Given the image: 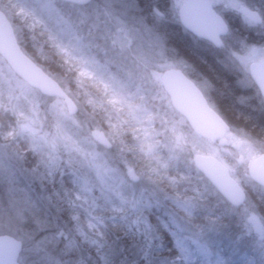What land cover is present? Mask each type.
I'll use <instances>...</instances> for the list:
<instances>
[{
  "label": "trees",
  "instance_id": "1",
  "mask_svg": "<svg viewBox=\"0 0 264 264\" xmlns=\"http://www.w3.org/2000/svg\"><path fill=\"white\" fill-rule=\"evenodd\" d=\"M53 1L55 8L49 11V4L42 0H0V4L8 7L6 10L12 24L23 26L20 39H17L22 50L46 72L68 77L71 91L74 92L76 83H79L73 77L78 70L74 64L69 63L73 62L74 58L66 57V48L74 40L72 32L61 22L62 17H66L65 14H69L71 10L67 7L74 5L59 0ZM246 1L250 7H254L258 2ZM35 14L39 15L40 20ZM147 24L156 27L164 53L176 58L178 62L181 61V65L192 66L186 73L194 81L207 86L210 105L228 124L230 131L242 133L260 143L261 153H264V101L257 88L252 85L245 91L241 90L233 76L220 68L217 55L211 51L214 48L195 38L181 26L170 10L168 0H163V16ZM235 31L242 32V35L248 32L240 24H229V34ZM76 37L80 38L78 48H81L83 54H87L86 51L95 52L93 49L83 50L82 48L89 44L80 35ZM81 40L85 42L82 47ZM89 47L93 48L91 45ZM96 55L98 56V53ZM99 57L101 56H98L99 64L89 90L84 81L80 85L85 92H90L91 87L95 86L92 91L96 93L94 89L98 88L99 93L93 96L100 100L92 102L95 105L91 103L89 110L102 125L104 124L101 127L108 130L121 121L107 109V101L115 102V98L108 94L110 88L114 86L113 89L124 93L131 92L134 85L130 81L131 84H127L123 70L121 67L118 69L117 63H110L109 60ZM1 62L4 63L2 59ZM109 79L120 84L115 86ZM3 89L0 85L2 96L5 94ZM75 91L78 95L79 92ZM72 94L68 93L71 98ZM40 96L47 100L52 99ZM78 98H82L81 94ZM98 102L100 104H97ZM74 115L77 116L78 112ZM176 116L180 117L186 129L191 131L178 113ZM0 120L2 127H5L7 121L1 114ZM88 124H94L93 120H88ZM61 127L65 133L72 136L73 141H80L82 132L78 126L65 120L62 121ZM125 128L126 125L122 123L118 140L121 144V155L115 153L114 145L110 148L102 147V155L96 157L93 164L90 157L84 159L75 150L71 154L63 151L62 159L53 164L44 158L45 155L39 147L32 149L27 145L26 149H19L23 164L41 177L43 193L39 191L40 196L46 201L53 215L45 226L50 227V232L57 236V240L47 245L45 250L41 249L39 255L45 252L52 264L264 263L259 253L249 249L243 243V238L236 234L239 229L236 224L239 221L236 222L232 211L234 208H224L222 205L220 207L219 201H216L211 214L216 225L206 227L211 235L206 241L209 244L210 258H191L187 254L183 256L177 244L179 232L171 220V213H177V210L173 207L171 212L165 208L167 205L177 206L192 188H200L199 180L204 178L190 161V156L183 155L178 149L174 151L164 135L163 140L158 136L155 140L142 141L134 138ZM1 134L3 131L0 127V136ZM86 148L88 153L94 151L90 145ZM99 148L97 146L95 150L100 151ZM126 162L140 173L137 182L131 183L125 175ZM229 168L235 177L236 171ZM243 187L247 198L242 207L249 199L252 200L255 213L264 223V189L254 181L252 186ZM136 200L139 203H136ZM158 203H163V206ZM192 221L193 231L197 230V233L203 235L204 222L197 216ZM22 250L23 245L20 253ZM39 255L36 253L34 261L37 262L32 264H40L39 258H46ZM26 260L20 264H24Z\"/></svg>",
  "mask_w": 264,
  "mask_h": 264
},
{
  "label": "rangeland",
  "instance_id": "2",
  "mask_svg": "<svg viewBox=\"0 0 264 264\" xmlns=\"http://www.w3.org/2000/svg\"><path fill=\"white\" fill-rule=\"evenodd\" d=\"M42 1L49 4L48 11L55 8L53 0ZM168 1L170 10L177 17V9L184 0ZM209 1L222 14L231 11L239 14L244 24V26L242 25L243 29L246 28L248 31L245 35H242L240 31L229 34L224 38L222 48L214 51L220 65L229 66L237 72L238 86L245 91L252 87V81L249 77L250 66L264 58V0H258L257 5L254 6L258 11L262 10L263 21L259 26L254 20L241 14V8L248 4L246 0ZM156 2L157 0H92L88 5L67 7L71 9L70 15L67 12L66 17L63 16L61 22L72 32V39L74 40L68 45L67 50L64 49L68 52L67 58H74L73 62L70 61L69 63L74 64L80 74L81 81L86 83L85 86L88 87V90L99 64L98 56H101L100 59L109 60L110 63H117L118 69L121 67L123 70L127 84L132 83L134 86L131 92L126 91L124 93L113 89L114 86H112L108 93L111 97L115 98L112 94L122 96L131 102L132 107L142 104L145 100L149 101L148 104L143 105L145 117L163 116L165 121L163 135L174 151L178 149L183 155L190 156L191 162L192 156L196 153L215 156L226 166L236 171L235 179L242 187L252 186L253 179L247 171L245 172V169L248 168L252 159L262 152L260 143L236 131L225 132L215 142L201 139L186 129L183 120L176 116L170 106L162 89L161 71L181 65L182 62H178L176 58L163 52V43L156 27L147 24L163 15V1L158 7H155ZM6 7L4 4H0V9L10 20ZM35 15L37 16V14ZM38 16L37 19L40 20ZM13 27L17 39H20L23 26L15 23ZM249 27L255 28L251 30L250 34ZM75 34L80 35L89 46L93 47L84 46L83 50L93 49L95 52L88 53L86 51L87 54H83L81 48H78L79 37H76ZM85 42L80 41L81 47L85 45ZM48 74L66 92L69 94L76 93L72 94V98L77 107V116L67 112L61 99L47 100L42 98L36 90L15 76L7 64L1 62L0 58V85L4 88L5 93L3 96L0 95V114L7 121L5 127H2L0 120V127L3 131L0 136V233L10 234L21 242L24 250L20 253L19 260L21 262L27 259L26 264L37 262L34 261L36 253L39 255L41 249L45 250L47 245L53 244L57 240V236L50 232V227L45 226L52 213L46 201L40 196V192L43 193L41 177L35 175L23 164L22 153L18 152L19 149H26L27 145L32 149L39 147L45 155L44 158L53 164L62 159L63 151L71 154L75 150L84 159L90 157L93 164L96 157L101 156L103 152L102 147L104 146L97 142V134L103 131L111 146H115V153L121 155V144L118 140L120 138V126L123 122L119 121L111 129H103L101 126L104 124L102 125L89 110L92 102L100 100V98L93 96V94L99 93L98 88L94 89L96 93L92 91L95 86L91 87L90 92H85L80 83H76L73 92L68 77ZM109 81L115 86L120 84L114 83L110 79ZM104 86L107 87L108 85ZM204 87L206 88L205 85ZM75 90L81 94V99L78 98L79 94L77 95ZM107 103V109L115 115L109 106L111 102L107 101ZM92 105L95 104L92 103ZM102 111L101 109V113H103ZM65 120L71 125L78 126L81 130L82 135L77 143L61 127L62 121ZM88 120L89 122L93 120L94 124L89 125ZM156 128L159 130L160 125L157 124ZM163 135H160L162 140ZM88 145L94 151L88 153L86 151ZM97 146L100 147V151L95 150ZM124 168L127 177L130 174L140 177V173L132 169L128 162L124 164ZM129 181L133 183L131 180ZM199 181L200 188H192L187 193L188 196L182 198L177 206L167 205L164 208L171 211L170 209L175 207L177 210V213H171L173 216L171 220L179 232L177 244L182 250V255L187 254L191 258L209 259V244L206 241L211 235L210 230L207 231L206 227L216 225L214 216H211L213 208L216 201H219L220 207L222 205L224 208H229L231 205L226 203V200L207 181L204 179ZM136 203L139 201L136 200ZM158 205L162 207L163 203H158ZM242 205L239 207L232 206L236 222L239 221L236 224L239 228L236 234L243 238V243L249 249L258 252L261 259L264 260V233L261 237L256 235L254 223L248 218L250 216L255 217L263 228V232L264 223L255 213V204L252 200L249 199L244 207ZM132 212L136 211L132 210ZM196 216L204 222L203 235L197 233V230L194 232L191 227L193 225L192 220ZM39 256L46 257L45 252ZM39 262L40 264L53 263L47 257L45 259L39 258Z\"/></svg>",
  "mask_w": 264,
  "mask_h": 264
},
{
  "label": "water",
  "instance_id": "3",
  "mask_svg": "<svg viewBox=\"0 0 264 264\" xmlns=\"http://www.w3.org/2000/svg\"><path fill=\"white\" fill-rule=\"evenodd\" d=\"M77 5L88 4L91 0H61ZM244 14L259 17L256 11L244 7ZM181 25L194 36L209 41L215 47L222 44L228 27L223 18L215 11L208 0H185L178 9ZM259 19V18H258ZM0 56L14 74L42 95L57 97L63 100L69 114H75L77 107L71 97L59 83L48 75L40 66L30 59L20 48L12 25L3 11L0 10ZM250 76L260 95L264 99V59L251 68ZM161 84L170 104L185 118L193 132L203 139L214 142L216 138L229 129L221 116L209 106L203 93L196 84L178 68H168L161 74ZM97 142L109 148L110 141L103 131L97 134ZM192 162L197 170L209 181L218 193L232 206H241L246 193L241 185L230 175L229 169L216 157L196 153ZM248 172L254 181L264 188V154L252 159ZM131 181L138 180L137 175L130 174ZM254 223L258 236L263 233L255 217ZM21 242L9 234H0V264H19Z\"/></svg>",
  "mask_w": 264,
  "mask_h": 264
},
{
  "label": "clouds",
  "instance_id": "4",
  "mask_svg": "<svg viewBox=\"0 0 264 264\" xmlns=\"http://www.w3.org/2000/svg\"><path fill=\"white\" fill-rule=\"evenodd\" d=\"M78 83H82L79 73L73 77ZM115 96V102L110 103L109 106L113 109L115 114L126 125L125 131L131 133L134 138L142 141L155 140L156 137L164 134L165 121L162 115L157 118H146L144 104L149 101L145 100L142 104H137L135 107L131 106V102L119 95ZM160 125L157 130L156 125Z\"/></svg>",
  "mask_w": 264,
  "mask_h": 264
},
{
  "label": "flooded vegetation",
  "instance_id": "5",
  "mask_svg": "<svg viewBox=\"0 0 264 264\" xmlns=\"http://www.w3.org/2000/svg\"><path fill=\"white\" fill-rule=\"evenodd\" d=\"M163 0H157V2L155 3V7L157 6L158 7V5H161V2H162ZM244 6H246V5H244ZM252 9H254V10H256L257 12H258V14H259V16H260V18H261V20H260V22H257V18L256 17H254V18H252V17H250V16H248V15H244V16H246V17H248V18H250L251 20H254L256 23H257V25L259 26L261 23H262V15H261V12H262V10H259L258 11V9L257 8H255V7H253ZM218 10V9H217ZM218 12L220 13V11L218 10ZM234 12V13H233ZM221 14V16L223 17V19L225 20V23L227 24V26H228V29H229V24H235V25H243L244 26V24H243V22L241 21L242 20V17L239 15V14H237L235 11H231V12H226L225 14H222V13H220ZM160 16H163V15H160ZM250 29H249V31L250 30H252V29H255V28H253V27H249ZM251 32V31H250ZM229 34V33H228ZM250 34V33H249ZM223 42H224V40H223ZM209 44V43H208ZM214 48V47H213ZM215 49V48H214ZM217 49V48H216ZM264 59V58H263ZM220 66V68L223 70V71H225V72H227V73H229L230 75H231V77L233 76V79H234V81H235V83H237V72L234 70V69H232L231 67H229V66H223V65H219ZM174 67H176V68H179L180 70H182L185 74H186V76L187 77H189V78H191L187 73H186V70L187 69H190V68H192V66H186V65H176V66H174ZM249 77H250V71H249ZM250 79H251V77H250ZM193 80V82L196 84V86L201 90V92L203 93V95L205 96V98H206V100H207V102L209 103V101H208V96H207V93H208V91H207V88H205L204 87V84H202L201 82H196V81H194V79H192ZM252 81V80H251ZM238 84V83H237ZM251 85H254L255 86V83L252 81V84ZM206 86V85H205ZM207 87V86H206ZM256 87V86H255ZM204 88V89H203ZM260 95V94H259ZM261 97V96H260ZM263 100V99H262ZM264 101V100H263ZM210 104V103H209Z\"/></svg>",
  "mask_w": 264,
  "mask_h": 264
}]
</instances>
